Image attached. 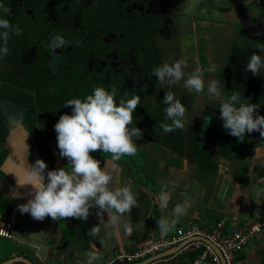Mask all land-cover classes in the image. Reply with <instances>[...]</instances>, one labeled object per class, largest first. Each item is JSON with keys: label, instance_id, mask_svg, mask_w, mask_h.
<instances>
[{"label": "flooded vegetation", "instance_id": "1", "mask_svg": "<svg viewBox=\"0 0 264 264\" xmlns=\"http://www.w3.org/2000/svg\"><path fill=\"white\" fill-rule=\"evenodd\" d=\"M3 2L12 9L7 18L23 34L11 37L10 51L0 59L2 162L20 146L35 151L47 169L67 166L54 128L62 114H72V107L63 105L86 98L96 87H116L117 103L133 92L141 97L130 125L143 132L142 138H133L137 154L117 162L119 177L131 179L132 191L156 192L158 181L177 180V173L191 185L209 188L225 173L234 182L264 179V138L254 131L238 141L222 127L219 110L222 100L238 92L241 103L259 104L264 115V72L245 71L251 54H261L258 47L264 46V0ZM55 35L70 43L53 52L48 45ZM178 59L187 60L184 79L194 71L203 73V92L185 88L184 79L169 87L152 75L155 67ZM214 80L219 81V99L207 94ZM166 91L187 109L184 128L172 133L159 126L165 121ZM205 116L211 119L206 129ZM90 154L101 167L110 158L100 151ZM208 169L211 180L204 173Z\"/></svg>", "mask_w": 264, "mask_h": 264}, {"label": "clouds", "instance_id": "2", "mask_svg": "<svg viewBox=\"0 0 264 264\" xmlns=\"http://www.w3.org/2000/svg\"><path fill=\"white\" fill-rule=\"evenodd\" d=\"M12 15L8 4L0 0V59L7 56L10 49L9 40L13 35H22L20 26L14 25L7 17ZM70 42L62 35H55L48 45L55 52L63 50ZM260 53L264 54V46H259ZM253 52L248 60L245 71L258 75L264 72V55ZM55 59V57H54ZM187 67L186 59H178L173 64L164 63L152 70L160 83L167 81L169 87L178 84L185 77L184 69ZM184 87L197 93L204 91L203 73L194 71L184 79ZM141 91H146L142 88ZM118 90L113 87L111 91L103 87H96L84 99H70L63 106L72 107V114H62L54 128L57 133V146L60 156L67 158V167L47 170L43 159H37L33 165L24 167L25 178H18V185H31L33 194L27 203L17 206L18 210L37 220L43 221L46 217L52 220H65L76 218L87 220L90 209L96 208V215L100 221H106L105 228L115 229L119 234L121 228L125 236L133 234L130 223H121V217L138 207L137 195L130 185L123 187H110L114 180L113 173L117 170V162L124 156H135L137 144L133 138H142L143 132L138 127H130L133 123V113L140 105L141 97L135 92L131 98H120L116 102ZM207 94L219 99V81H212L208 85ZM240 94L233 92L230 97L221 101L220 118L224 121L222 127L230 135L245 139L246 133L259 132L264 138V115L259 114V104L240 102ZM162 103L165 108V121L160 123L164 133H172L176 129L184 128L183 117L186 106L175 97L172 91H166ZM204 128L211 123L208 116L203 117ZM171 123H168V121ZM203 134V132H202ZM100 151L109 154L105 158V166L101 167L100 160L90 153ZM223 168V164H221ZM176 185L164 184L156 198L161 210L167 209ZM191 207L188 199L176 203L172 209L171 218L157 219L161 235L172 231L180 217L187 215ZM107 213V220L103 219ZM100 228L94 225L88 232L89 237H98ZM87 264H94L100 259L95 246L86 253Z\"/></svg>", "mask_w": 264, "mask_h": 264}, {"label": "crops", "instance_id": "3", "mask_svg": "<svg viewBox=\"0 0 264 264\" xmlns=\"http://www.w3.org/2000/svg\"><path fill=\"white\" fill-rule=\"evenodd\" d=\"M160 166L164 167L165 162H161ZM58 168H61V165L57 163L54 169ZM120 172L121 167L118 165L110 187L130 185L132 188L131 179L122 180L119 177ZM177 174V180L167 183L176 185L167 209L161 210L156 202L166 181H158L156 192L133 191L137 195L138 207H133L131 212H126L121 217L122 224L130 223L133 228L130 237L124 235L122 228L119 234L115 229L105 228L106 221H100L95 208L92 210L90 227L85 229V233L80 236L76 234L69 241L62 242L57 224L59 220L50 222L51 218L46 217L43 221H37L30 214H22L16 207L8 218L13 221V238L0 236V263L15 256H26L34 264H87L86 253L91 251L94 245L100 255V259L94 261V264H109L118 254L131 252L151 238L159 237L161 232L157 219L171 218L175 204L185 199L190 201L191 207L187 215L179 218L174 229L188 227L193 223L211 228L222 218L228 220V229L246 222L261 221L260 217L264 214L263 178L234 182V179L225 173L215 187L209 188L207 185H191L183 175ZM1 193L17 198L18 205L27 203L30 199L2 175ZM103 219L107 220V213H104ZM94 225L100 228L99 236L89 237L88 232ZM238 261L239 264H264V226L257 237L239 254ZM170 264L194 262L189 256L182 255Z\"/></svg>", "mask_w": 264, "mask_h": 264}, {"label": "built area", "instance_id": "4", "mask_svg": "<svg viewBox=\"0 0 264 264\" xmlns=\"http://www.w3.org/2000/svg\"><path fill=\"white\" fill-rule=\"evenodd\" d=\"M227 223L228 220L222 218L211 228L198 223L188 227H178L166 235L151 238L131 252L118 254L109 264H136L189 240L191 241L177 253L148 264H170L179 256H188L190 253L195 256L194 264H223L222 258L226 264H239V254L262 231L264 223L246 222L233 229H228ZM13 230V221L0 215V236L13 238Z\"/></svg>", "mask_w": 264, "mask_h": 264}, {"label": "water", "instance_id": "5", "mask_svg": "<svg viewBox=\"0 0 264 264\" xmlns=\"http://www.w3.org/2000/svg\"><path fill=\"white\" fill-rule=\"evenodd\" d=\"M240 9L241 6H239ZM8 140L14 141L13 137H8ZM15 158L17 161H15ZM39 159V155H37V153L35 151H32L31 149H27V148H22V147H17L15 149H13L12 151V156L10 154H8L7 158L1 162L0 164V175H2L4 178H6L7 180H9L13 185H15L24 196L28 197V198H32V193L30 192L31 189V185H18V178L23 181L25 178V170L24 167H28L30 165H33L35 163V161ZM92 214V213H91ZM9 218V217H7ZM69 219H65V220H61V223L57 224L59 225L60 228V235H61V241H69L71 239V237L75 236L76 234L79 236L82 235V233H85V230H83L82 232H79L77 229L75 230L72 225L69 224ZM72 221V220H71ZM70 221V222H71ZM52 222V219L51 221ZM90 222H91V215H90ZM69 224V225H68ZM90 227V223L89 226L86 228L88 229ZM72 232V235H71ZM202 240H205L202 238ZM191 240L184 242L176 247L170 248L168 250H165L161 253H158L154 256H151L150 258H148L147 260H144L142 262L136 263V264H148L150 262L156 261L158 259H161L163 257H167L170 255H173L175 253H177L183 246H185L187 243H189ZM216 251L220 254V251L215 247ZM17 262H22L24 264H34V262L27 258L26 256H15L12 257L4 262H1L0 264H14ZM222 262L223 264H226V261L222 258Z\"/></svg>", "mask_w": 264, "mask_h": 264}, {"label": "trees", "instance_id": "6", "mask_svg": "<svg viewBox=\"0 0 264 264\" xmlns=\"http://www.w3.org/2000/svg\"><path fill=\"white\" fill-rule=\"evenodd\" d=\"M1 155V154H0ZM2 156H0V164L2 162ZM18 205V199L12 196H9L7 194L5 195H0V215L4 216V217H9V215L12 214V212L15 210V208ZM95 208L90 209V215L92 213V210ZM90 215L88 217L87 220H78L76 218H68L69 224L72 225V227L76 230H78L79 232H82L83 230H85L90 223ZM261 222L264 223V214L261 215ZM58 223H61L60 221H57ZM68 224V225H69ZM188 256L191 258V260H194L195 256L193 253L188 254ZM14 264H24L22 262H17Z\"/></svg>", "mask_w": 264, "mask_h": 264}, {"label": "rangeland", "instance_id": "7", "mask_svg": "<svg viewBox=\"0 0 264 264\" xmlns=\"http://www.w3.org/2000/svg\"><path fill=\"white\" fill-rule=\"evenodd\" d=\"M207 12L212 13V11H210L209 9H207ZM50 169H52V166H49L47 170H50ZM205 171H204V173H206V174L208 173V176H209V178H207V180H211V177L213 174L210 172V169H208V171H206V172ZM0 195H5V193H1Z\"/></svg>", "mask_w": 264, "mask_h": 264}]
</instances>
